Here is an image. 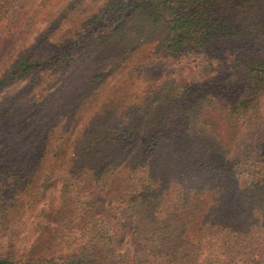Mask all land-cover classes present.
I'll list each match as a JSON object with an SVG mask.
<instances>
[{
    "label": "trees",
    "instance_id": "1",
    "mask_svg": "<svg viewBox=\"0 0 264 264\" xmlns=\"http://www.w3.org/2000/svg\"><path fill=\"white\" fill-rule=\"evenodd\" d=\"M51 1L0 0V56ZM59 21L0 74V264H264V0H105L50 42ZM223 50L209 81L117 79L138 54ZM61 163L54 228L18 255L14 224ZM92 189L132 227L134 255L117 256Z\"/></svg>",
    "mask_w": 264,
    "mask_h": 264
},
{
    "label": "rangeland",
    "instance_id": "2",
    "mask_svg": "<svg viewBox=\"0 0 264 264\" xmlns=\"http://www.w3.org/2000/svg\"><path fill=\"white\" fill-rule=\"evenodd\" d=\"M105 0H52L48 6L36 17L30 28L18 34L17 32L8 35L0 56V74L3 73L15 59L16 55L31 45L38 36L44 33L49 24L60 17L59 25L49 36L50 42L63 40L72 36L81 29L82 21L90 12L99 7ZM44 46V45H43ZM229 53L223 50L218 59H209L204 52L194 51L180 56L158 54L156 56L142 53L131 57L126 68L117 79L126 78L129 74H137L142 81L140 85L149 88L164 77H169L177 83H200L212 79L218 70V65L230 57ZM116 79V78H115ZM114 83L110 81L109 86ZM76 134V133H75ZM55 148L52 143L50 149ZM49 165L47 155L39 174H45ZM69 177L65 172V164L61 163L48 175L45 196L42 201L24 217L16 221L13 228V247L20 255L27 251L35 240L43 226L48 225L54 228V211L59 204L60 188L62 183ZM76 182V180L74 181ZM82 188H88L89 184L84 180ZM94 206L97 210L108 215L116 232V254L117 256H132L140 249V242L132 234V227L123 218L121 213L113 211L108 206V198L97 190H90ZM13 221L9 227L0 233V248L6 246L8 230L12 228Z\"/></svg>",
    "mask_w": 264,
    "mask_h": 264
}]
</instances>
